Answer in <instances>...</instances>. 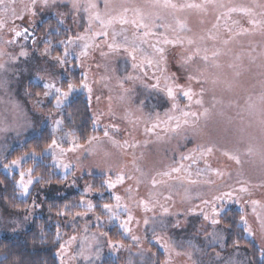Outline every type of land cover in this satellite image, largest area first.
<instances>
[{
  "label": "rangeland",
  "instance_id": "374dc122",
  "mask_svg": "<svg viewBox=\"0 0 264 264\" xmlns=\"http://www.w3.org/2000/svg\"><path fill=\"white\" fill-rule=\"evenodd\" d=\"M25 2L29 3V0ZM94 2L97 4L95 12H99L103 19L116 16L122 11L119 5L123 3L129 9L125 14L129 23L113 21L101 29L100 22L93 20L90 28V13L84 11L83 3L79 10L73 9L68 2L57 3L44 10L35 6L32 14L27 12L22 0H5L0 5V19L7 21L10 26H19L23 35L16 39L26 45L35 40L42 47L48 39L44 35V28L50 22L55 23L58 31L49 29L48 33L53 38V52L63 56L66 61L60 71L63 73L68 70L71 76L75 71L81 80L89 68H82L81 61L77 60V52L84 41L75 38L91 36L93 32L101 30L107 32L106 37L98 35L94 38L93 43L99 47L89 48L88 56L82 58L91 66L92 79L101 82L95 84L87 80L93 88L92 94L79 87L70 94L76 92L86 96L92 124L93 120H98V123L93 124L94 129L101 131L103 135L107 130L117 142L113 146L104 140L97 148V152L110 154L111 171L106 172L97 167L84 168L74 178L75 185L65 182L37 188L39 198L36 203L39 206L32 207L31 196V215L27 221H23V217L28 215V208L27 211H11L0 196V211L8 216L0 217V238L21 236L35 221L45 218L59 226V250L55 254L59 264L62 261L64 264H103L108 259L117 264H252L249 252L244 247L228 246V220L224 216L234 208L239 210L247 222L245 224L240 221L245 237L264 254V230L261 228V218H264V0H167L169 4L176 5L175 8L164 7L165 0H113V9L109 10L105 9L104 0ZM137 8L144 16L146 28L131 23L133 20L139 23V17L134 11ZM241 9H249L253 15L250 16ZM13 11L16 16H13ZM56 12L65 14L63 24L57 20ZM145 31H151L152 35L144 37L146 42L142 43L136 37L142 36ZM8 35L11 37L13 34ZM165 38L175 43L165 44ZM70 39L75 42L70 45V54L64 56L65 44ZM105 40L124 46L135 41V46L140 49L137 61H133L122 48L118 52H110L106 44L102 43ZM153 46L163 49L162 58ZM102 51L108 53V56H102ZM141 56L151 58L154 61L152 66L145 63L143 70L133 68V63H139ZM205 56L208 57L207 60L204 59ZM188 57L191 59L188 60ZM161 68L164 70L163 76L168 78L175 89L178 108L197 114L196 126L200 129L198 135L193 134L192 128H184L182 132L186 136L169 133L165 139L157 140L156 134L165 136L161 128L155 129L152 134L145 131L150 126L146 123L147 119L157 115L163 117L171 110L173 103L164 91L153 87L157 78L161 77ZM129 74L137 77L134 85L131 81L123 80ZM105 76L109 78L102 79ZM117 78L125 86L132 85L134 88L131 106L126 111L113 99L111 106L115 115L101 114L108 113L109 97L118 94L110 93L105 85L114 86ZM68 79L67 76H62L59 83L53 80L52 84L62 87ZM160 87H163L162 82ZM182 90H191V100L182 94ZM70 94L61 102L53 117L62 121L59 127L45 119L40 130L35 131L29 127V123L38 118L36 113L19 109L15 110L14 117L5 113V125L12 124L14 119L15 131L0 133L3 136L0 140V161L8 160L11 152L21 149L26 142L38 137L44 130H48L61 146L69 147V141L75 138L64 127L62 106ZM97 96L100 97L99 100ZM197 100L201 103L197 104ZM55 106L56 93L50 91L41 107ZM205 109L207 114L201 115ZM126 112L131 113V120L139 122L135 125L129 123L124 118ZM125 142L136 143L137 147H120ZM197 146H210L213 151L195 161L181 159L182 155L189 154ZM78 151L67 153L65 162H71L69 158ZM47 154L53 157V151L50 150ZM229 154L239 156L241 163L237 164L230 159ZM88 158V153H84L81 161ZM52 165L55 167V174L61 179L69 177L75 171L74 164L71 169H63L57 166L53 158ZM181 166V180L163 177L167 183L158 184L153 189V177L160 180L159 173ZM136 167H140L145 173L139 184L136 183V177L141 174L135 171ZM13 170L19 173V169ZM0 171L8 174L3 168ZM121 171L125 174L124 183L107 190L102 181L109 178L115 180ZM214 171L222 172L223 175H211ZM128 176L133 179H128ZM175 176L174 173L173 177ZM93 177L102 179L103 190L84 196L86 185L95 186ZM189 178L197 183H188ZM207 180L214 183L203 182ZM242 184L248 188V192L233 191ZM52 188L63 192V196L45 194ZM128 188L132 189V200H129V193L125 191ZM185 189L188 198H185ZM228 192L232 195H223ZM78 194L94 204L92 213L66 219L58 216L56 210L48 205L49 201L67 199ZM114 195H119L121 204L130 208L133 217L128 224L130 233L121 228L129 214L123 207L113 208L111 215L116 219H107L109 214L104 213L101 208L104 202L115 205ZM165 197L170 199L165 200ZM215 197L222 198L214 199ZM96 200L100 203H96ZM138 200H144L148 208L140 207L136 203ZM205 200L209 203L205 204ZM252 201L258 203L254 206ZM161 205L168 209L166 214ZM99 209L103 213L102 223L95 219ZM213 210L216 213L214 218L220 221L215 226L211 223ZM205 215L210 219L205 220ZM10 218L17 219L19 227L10 224ZM145 219L148 220L147 224L144 223ZM12 227H17L15 233L9 230ZM246 227L250 231H246ZM112 229H115L112 231L114 238L109 236ZM100 232L104 235L101 236ZM214 232L220 234L219 238L212 235ZM133 235L139 238L138 241L132 239ZM71 236L76 239L68 246L66 242ZM110 240L118 242L122 247L110 248ZM165 244L171 251H166ZM61 245L67 248V255L61 254Z\"/></svg>",
  "mask_w": 264,
  "mask_h": 264
},
{
  "label": "snow or ice",
  "instance_id": "6c2138e0",
  "mask_svg": "<svg viewBox=\"0 0 264 264\" xmlns=\"http://www.w3.org/2000/svg\"><path fill=\"white\" fill-rule=\"evenodd\" d=\"M5 2V0H0V5H3ZM51 0H29L28 3V7L26 8L27 12L29 14H32V9L35 6H40V7H48L50 5ZM72 2V7L73 9L79 10L80 7L82 6L83 3V7H84V11L89 12L90 13V24L89 27L91 28V21L96 20L100 22L101 25V29L106 28L107 26H109L110 24L113 23V21H116L120 24H127L129 23V21L125 18V14L129 11V9L127 8L126 5H124L123 3H121L119 5V8L122 10L120 11L116 16H109L108 19H103L101 17V15L99 14V12H95L96 8H97V4L94 2V0H71ZM154 6H158V5H154ZM164 7H172L175 8L176 5L174 4H169L167 2V0H165V4L163 5ZM104 7L106 10L109 9H113V0H104ZM188 7H197L196 5H188ZM235 10V9H233ZM242 11L246 12L248 15H253V13L249 10V9H241ZM134 11L136 12L137 17H139V23L137 20H133L131 21V23L136 24L138 27H142V28H146L147 25L145 23H143L144 21V16L143 14L140 12V10L134 9ZM91 13H95V14H91ZM17 14L15 13V11H13V16H16ZM107 15V12H106ZM22 18V17H21ZM253 23H255V21H252ZM4 23L3 19H0V26H2ZM182 27V26H181ZM87 31V30H86ZM13 35L15 38L17 37H21L23 35L22 31H16L14 30ZM98 35H102V36H107V32L101 30L99 32H93L91 36H77L75 39L79 40V41H84L81 49L79 52H77V60L78 61H83L82 58H86L88 56V49L92 48V47H99V45H96L93 43L94 38ZM152 35L151 31H145L143 33L142 36L140 37H136V39H139L142 43L146 42L144 40V37L150 36ZM75 41L73 40H68L67 43L65 44L64 47V56H67L70 54V45H72ZM165 44L167 43H175V41H170L167 38L164 39L163 41ZM64 43V42H62ZM102 43L106 44L107 48L109 49L110 52H118L121 50V48L123 49V52L126 53L129 57L132 58L133 61H137L138 57H137V53L140 51L138 46H135V41L131 42L129 44V46H124V45H117L114 43H108L107 40L103 41ZM126 43L127 40H126ZM189 43H192L191 41H189ZM154 50L156 52H158L162 58L163 56V49L160 48H155ZM25 53L21 52V55H24ZM45 55H48L47 52L44 53ZM102 56L107 57L108 53L105 52H101ZM54 59L57 61V63H61L63 64L65 62L64 59H62L61 57L57 56L54 57ZM191 57H188V60H190ZM205 60L208 59L207 56L204 57ZM147 63L149 66H152V64L154 63V61L146 56H141L139 57V63L134 62L132 67L133 68H139L140 70H143V65ZM156 63H161V61H156ZM185 63H187V60L185 61ZM105 70L107 71V65H105ZM163 69H160L161 72V77L157 78V82L156 84L153 85L154 88H159L161 91H164L167 95V97L173 101L172 106H171V110L167 113L164 114L163 117L157 115L155 118L149 117L146 121V123L150 124V126L145 128V131L147 133H154V130L157 128H161V130L165 133V136H161L159 134H156L157 140H163L167 137V134H172V135H187L186 133H183L182 130L184 128H192L193 129V134L194 135H198L200 132V129L197 128L196 124H197V114L196 113H190L188 111H184L183 109H179L178 105L175 103V89L174 87L169 83V80L166 76H163ZM109 77L105 76L102 77V79H108ZM134 78V76L132 75H128L126 77L123 78V80H132ZM190 79L192 77H189ZM88 80V73L87 71L84 73L83 79L80 82H73V81H68L67 84L65 86L62 87H56L54 85H50L48 89H45L47 94H50V91H54L56 93V106L59 107L61 102L68 97V95L70 94V92H72L74 89L76 88H84L88 91L89 94H91L92 92V88L91 86L87 83ZM117 82V86L120 87L121 89H123L125 92H127L128 90L126 88H124V83L122 82V80L120 78L116 79ZM161 82L163 83V87L161 88ZM182 94L187 97L189 100H191L192 98V93L191 90H182ZM99 98H97L98 100ZM120 99H123V97H121ZM197 104H200L201 101L197 100L196 101ZM139 110V109H137ZM109 111L111 112V108H109ZM179 113V115H176V113ZM207 114V109H205L204 113H201V115H206ZM125 119H127L129 121V123L132 124H137L139 121H133L131 120V113L130 112H126ZM57 127H59L61 125V121H57ZM113 128H115V126H111ZM107 140L108 142H110L111 144H113V146H116L117 142L112 139V137L110 136L109 132L107 130H105L104 132V139L101 140L99 137H89L85 143H79L76 140H70L69 147H63L59 144V142L55 139V137H52L49 141H47L44 146L41 148L38 145L33 146L31 148V150L23 153L22 155L17 156L15 159H11V160H5V161H0V168H3L5 171H9L13 168L19 169V173L18 176L13 178V183H12V190L15 193V199L18 197H22L24 198L25 203L27 202V198L31 195V189L34 185V181L38 184H45V183H50V176L49 177H45L43 175H39L37 174V167H36V161L40 160V162L42 163L43 161V157H44V153L48 152V151H53V160H55L57 162V166L61 167L63 169H71L73 167V164L71 162H65V158L67 156V153H71V152H75L77 150L80 149H84L85 145H89L90 147L88 148V154H95L97 152V148L98 146L102 143V141ZM126 146H130L132 148H136L137 145L136 143H129V142H125L124 145H120V147H126ZM213 148L210 146H197L195 149H192L191 152L189 154H184L181 156L182 160H197L199 157H202L206 154H210L212 153ZM249 155L251 154V149L249 150ZM106 160L110 158V154L105 152L104 153ZM26 158H31L32 160V166H28V167H22L23 162L25 161ZM229 158L235 160V162L237 164L241 163V160L239 158V156L235 155V154H229ZM104 171H111V166L109 165L106 169H104ZM135 171L140 172L141 176L140 177H136V183L139 184L142 182L141 177L145 175V173L142 171V169L140 167H136ZM183 171V167H171L169 171L167 172H163V173H159L158 175L161 176L160 180H157L155 177L152 178V187L153 189H155L157 187L158 184H166L167 181L163 179V177H168L169 179H177V180H181L182 177H180V173ZM176 174L175 177H173V174ZM200 173H198L199 175ZM190 173L188 174V176L190 177ZM211 175L213 176H217L220 177L223 175L222 172L219 171H214L211 172ZM66 179V178H65ZM128 179H133L132 176H128ZM125 180V174L121 171L120 173H118L116 175L115 180H112L111 178L109 179H105L102 181L103 185L106 187L107 190H112L115 189L117 184H123ZM188 183L190 184H194L197 183V181L191 180L190 178L187 180ZM204 183H214V181L212 180H207V181H203ZM99 192L100 188L99 186H93V185H86L84 188V196H87L88 194L92 193V192ZM126 192L129 193V200H132L133 197L131 195L132 189L128 188L125 190ZM233 191L238 192V193H246L248 192V188L246 186H243V184L238 188V189H233ZM223 195H227V196H231L232 193L228 192V193H224ZM185 198L187 197V189H185ZM222 197H215L214 199H219ZM113 199L116 201V204L113 205L111 203H103L101 205V208L103 210L104 213H108L109 215L106 217L107 219H116L117 217H115L114 215H111L113 212V208L114 207H123L125 209L126 212H128V217L127 219L121 224V228L124 229V231L126 233H130L131 229L128 227V224L132 221L133 217L131 215V211L130 208L127 205H122L121 204V197L119 195H114ZM170 199V197H165V200ZM205 204L209 203L208 201H203ZM136 203L140 206V207H144V208H148V204H146L144 202V200H138L136 201ZM258 202L257 201H252V204L255 206ZM32 207L35 208L37 207V203L35 200L32 201ZM94 204L90 201V200H86L83 196L82 198L79 200V202L77 204H71V203H66L64 205H62L61 207L57 208V215L58 216H64L67 215L71 218H75V217H83L85 215H87L88 213H92L94 210ZM161 207L163 208V212L166 214L168 209L166 207H164L163 205H161ZM76 209L74 212L73 210ZM151 210V209H149ZM27 211V209L25 210ZM216 213L215 210H213V218H211V223L213 226L218 225L220 223V221L218 219H215ZM205 220H209L210 217L208 215H205ZM96 221L102 223L101 221V216L97 215L95 216ZM241 220L244 221V217H241ZM245 224L247 223L246 221H244ZM9 223L10 224H14V225H19V221L15 218H10L9 219ZM145 224L148 223V220L145 219L144 221ZM261 228L262 230H264V218H261ZM17 230V229H16ZM246 231H250L247 227L245 229ZM100 235L103 236L104 233L100 232ZM213 236L219 238L220 234L218 233H212ZM57 238H59V231H57ZM76 239L75 236H71L69 237L68 241L66 242V244L68 246L71 245V243ZM96 237H93V240H95ZM133 240L138 241V237H136L135 235L132 236ZM159 240V238H158ZM108 246L110 248H115V247H122L121 244H119L118 242H113V241H108ZM166 251H171L169 246L167 244L164 245ZM61 254L63 255H67V248L65 247V245H61V249H60ZM179 254V253H177ZM62 264H64V261H62ZM165 264H167V262H165Z\"/></svg>",
  "mask_w": 264,
  "mask_h": 264
},
{
  "label": "clouds",
  "instance_id": "9594fccd",
  "mask_svg": "<svg viewBox=\"0 0 264 264\" xmlns=\"http://www.w3.org/2000/svg\"><path fill=\"white\" fill-rule=\"evenodd\" d=\"M24 3L25 9L28 7V3L25 0H22ZM71 3V0H51L50 5L47 8H51L52 5L57 3ZM45 7H41V10H44ZM64 13L56 12L57 20L59 23H64ZM32 25H30L31 27ZM52 29L53 31H58L55 23H48L44 28V35L48 36V39L43 43L42 47H39L38 41L33 40L30 45H26L23 41H17V39L12 35L9 37V33L16 31H20L19 26H10L7 24V21H4L3 25L0 26V133L7 134L9 131H15V121L13 119L12 124L5 125V113L9 115H13L15 110L19 109L25 112H34L37 114V119L29 123V127L33 128L35 131L40 130L41 124L45 119L49 121L50 124H54L57 126V121H61L58 119H54L55 112L59 109V107H41L45 103V98L49 96L46 93L45 89H48L52 84V81L55 80L57 83L60 82L62 76H67L68 81L75 82L71 77V72L66 70L65 72H61L60 69L63 68L66 61L61 64L57 63L54 57L63 56L59 54H55L53 52V38L49 36L48 30ZM27 39V38H25ZM10 49H12L10 51ZM21 52L25 53L21 55ZM47 52L48 55L44 53ZM65 60V59H64ZM82 68H89L88 73V81L92 83L99 84L100 80H93V73L90 70V65L87 64V61L81 62ZM74 71V69L72 70ZM131 75V74H129ZM126 77V76H125ZM124 78V77H123ZM129 81V80H126ZM132 85H134L137 81V77H134L132 80ZM42 83V87L40 86ZM89 84V83H88ZM132 85L125 86L128 91L125 92L123 89L117 86V82L115 85H105L109 88L110 93H118L116 95L109 97V108H111V112L108 110V113L101 114H113L111 101L115 99L119 105L127 111L131 106V101L134 96V88ZM92 88V87H91ZM93 93V88L92 92ZM123 97V99H120ZM97 98L100 99L99 96ZM98 99V100H99ZM79 105V115L82 119L79 121V126L86 132L87 130V115L86 109L84 108V101L82 99L77 101ZM69 117H65V119H69ZM62 122V121H61ZM98 123V120H93V124ZM55 131V129H53ZM95 137H99L101 140L104 139L103 136L93 135ZM92 137V136H90ZM14 138V137H13ZM89 137L86 136L85 140ZM3 139V136H0V140ZM11 139V138H10ZM57 140V139H56ZM58 141V140H57ZM59 142V141H58ZM89 145H85L84 149H80L75 153L73 157H70L71 163L75 165V171L71 173L69 177L66 178V181L62 179L61 181H54L50 177V183L45 184H53V183H65L68 182L72 185H75L77 173H79L84 168H101L102 170L106 169L110 164V159L105 158V152H96L95 154H88L89 158L85 159L83 162L81 161V157L84 153H88ZM47 178V177H46ZM45 184H39L37 187H40ZM0 185L3 186V191L0 192V196L10 195L12 193V184L6 183L5 181H0ZM55 193L58 196H63V192L59 191L56 188H52L48 190L45 194L52 195ZM33 200H37L39 198V192L36 189H33L31 195ZM12 200H15V197H11ZM15 206V205H13ZM39 206V205H37ZM28 208V215L23 217V221H27L31 215V206L25 205ZM0 217H8L0 211ZM19 227V225H17ZM17 227H12L9 230L11 232H16ZM41 233L43 234V225H40ZM49 229V238L50 243L55 244L57 237L51 235V225L48 226ZM33 238H35V233H33ZM42 243H44L42 241ZM7 251H0V264H39L40 253L33 248L29 250L26 242H21L20 245L15 247L6 246ZM48 251V260L47 264H54V261L51 259V249H47Z\"/></svg>",
  "mask_w": 264,
  "mask_h": 264
},
{
  "label": "trees",
  "instance_id": "16d2710c",
  "mask_svg": "<svg viewBox=\"0 0 264 264\" xmlns=\"http://www.w3.org/2000/svg\"><path fill=\"white\" fill-rule=\"evenodd\" d=\"M51 36H53L51 34ZM72 79L75 82H80L81 77L77 72L72 73ZM65 86L67 84V81L63 83ZM82 99L84 101V108L86 109V115H87V130L86 132L82 130V128L79 126V121L82 119L79 115V105L77 104V101ZM63 109V123L66 130L75 138V140L79 143H85V137L98 135L102 136L103 133L101 131L95 130L92 124L91 116H90V109L89 104L86 96L84 94H78L76 92H73L70 94V97L68 100L64 103L62 106ZM71 117L69 119H65V117ZM50 132L48 130L42 131V133L28 142H26L21 149L14 150L10 153L9 159H15L17 156L22 155L23 153L31 150L33 146L38 145L39 147H43L44 144L51 139ZM23 167L32 166V160L31 158H26L25 161L22 164ZM36 167H37V174L43 175L45 177H51L54 181H61L62 179L55 174V167L52 165V158L47 154V152L44 153L43 161L42 163L40 160L36 161ZM15 170L11 169L8 171V174L3 173L0 171V181H5L6 183H13V178L18 176V172H14ZM66 181V179H64ZM92 181L95 186H99L101 192L103 190L102 188V179L93 177ZM64 183H53V184H45L46 186L51 185H61ZM39 184L34 183L31 193L33 192V189H37ZM3 191V186L0 185V192ZM12 196H15V193L12 191L10 195H4L2 196V199L4 200V203L7 205L8 209L11 211H24L27 207L25 205H29V201L31 196L27 198V202L25 203L24 199L22 197L16 198L14 201L12 200ZM81 199V195H77L71 198L62 199V200H56V201H49L48 205L51 209H55L57 212V208L61 207L62 205L66 203L71 204H77L79 200ZM96 203H100L96 200ZM105 203V202H104ZM15 205V206H13ZM76 209L73 210V212ZM103 214L101 212V209L97 211V215ZM242 213L234 208L231 211H227L225 213L224 218H227L226 227L229 232V239H228V246L235 247V246H241L244 247L248 252L252 260V264H264V254L259 251V249L245 237V231L240 225L241 221V215ZM102 217V216H101ZM63 218H71L67 215H64ZM40 225H43V234L41 233ZM51 225V235L57 237V231L59 230V226L54 225L51 223L50 220L45 218H40L37 221L33 223V225L29 228L28 231H26L21 236H16L10 239L7 238H0V251L6 252V246H12L15 247L17 245H20L21 242H26L28 245L29 250H32L35 248L39 253V257L37 259L39 260V264H47L48 260V251L47 249H51V259L54 261V264H59L55 254L59 250V242H60V236L56 239L55 244L50 243L49 238V229L48 226ZM112 231L114 232L115 229H112L109 236L111 238H114ZM33 233H35V238H33ZM42 241L44 243H42ZM2 258V257H0ZM103 264H117V262L112 261L110 259L104 261Z\"/></svg>",
  "mask_w": 264,
  "mask_h": 264
}]
</instances>
